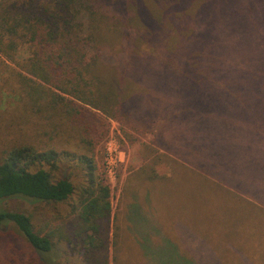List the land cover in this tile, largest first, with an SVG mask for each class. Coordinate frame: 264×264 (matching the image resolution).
Instances as JSON below:
<instances>
[{"label":"trees","instance_id":"obj_1","mask_svg":"<svg viewBox=\"0 0 264 264\" xmlns=\"http://www.w3.org/2000/svg\"><path fill=\"white\" fill-rule=\"evenodd\" d=\"M24 48L29 57L21 60ZM7 62L22 72L13 97L26 104L33 130L41 136L37 124L57 117L77 132L79 142L71 153L21 141L1 155L0 229L16 228L39 264H58L52 251L70 236L62 228L46 231L32 216L1 203L21 198L55 204L77 197L73 237L85 249L83 262L108 264L98 258L106 248L98 222L111 216L110 185L98 174L94 153L79 150L107 140L111 121L152 134L159 149L264 207L258 182L245 188L224 170L217 167L220 175H212L186 157L194 152L186 150L183 125L192 124V134L210 140L206 146L230 151L223 155L233 159L220 163L222 168L238 171L248 157L256 181L264 177V127L255 110L249 111L252 104H264V0H0V65ZM235 98L247 102L248 118L232 105ZM167 134L171 139L163 140ZM59 157L76 159L87 177L82 187L58 179ZM134 213L140 216L138 209ZM147 228L142 221L140 235L134 224L149 262L203 264L199 246L187 249L161 225L155 229L166 238L148 243ZM240 248L232 249L237 260L256 264V255Z\"/></svg>","mask_w":264,"mask_h":264},{"label":"rangeland","instance_id":"obj_2","mask_svg":"<svg viewBox=\"0 0 264 264\" xmlns=\"http://www.w3.org/2000/svg\"><path fill=\"white\" fill-rule=\"evenodd\" d=\"M118 45L114 43V47ZM28 57L26 48L18 53L21 60ZM102 71L104 77L108 76L107 68H101ZM18 73L22 72L13 63L0 65V160L3 151L21 141L43 143L47 148H54L59 152L74 153L78 150L77 132L59 118L54 117L48 124L38 123L37 127L42 126L41 136L33 130L34 120L26 104L13 97L14 90L16 94L19 92ZM232 103L241 115L248 118L243 109L247 102L235 98ZM251 110H255V118L261 120L264 127V104H252L249 111ZM183 125L189 147L186 150L194 152L186 157H191L198 167L212 175H220L218 167L232 176L229 179L231 182L245 188L255 187L257 182L264 186V177L260 181L254 178L255 173L250 169L252 161L248 157H243V165L238 171L222 168L220 163L225 166L233 159L223 155V152L230 151L206 146L204 143L209 145L210 140H202L199 132H196L198 135L192 134V124ZM45 128L49 131L46 135L43 134ZM171 128H174L173 124ZM170 137L167 134L163 140H170ZM109 139L113 141L111 148L118 150L117 156L123 161L113 159L115 174L112 176L108 173L107 164L106 143ZM155 142L156 139L150 133L141 135L126 125L111 121L107 140H102L95 146H80L84 151L79 152L90 149L94 153L97 172L105 178L111 189V216L98 222L102 231L100 236L106 243V248L98 252V258L108 260V264H140V260L145 264H153L144 257L148 251L140 248V239L134 232V224L137 230L143 221L148 225L147 236H144L149 238L148 243L151 240L162 243L166 238L161 231L155 229L156 225H161L166 234L173 240H182L187 249L191 248L192 251L199 246L200 253L204 255L203 261L201 260L203 264L204 259H210V264H242L232 250L235 245L253 252L256 264H264V207L261 208L248 197L235 193L219 180L200 174L202 172L196 167L159 149ZM59 159L60 168L56 173L58 179L70 178L77 188L82 187L87 177L76 159ZM262 173L264 175V170ZM75 203L77 197L55 204L16 198L1 203V206L32 216L35 223L43 225L42 228L46 227V231L59 233L56 229L62 228L64 234L70 236V240L56 242L51 259L58 264H84L85 249L73 237L77 225V215L73 214ZM135 209L139 210L140 216L135 215ZM127 214L134 221L130 222L129 217L125 218ZM142 216L146 220H141ZM137 233L140 234V231ZM242 248L239 250L242 251ZM38 261L39 258L16 228L8 226L0 229V264H39Z\"/></svg>","mask_w":264,"mask_h":264},{"label":"built area","instance_id":"obj_3","mask_svg":"<svg viewBox=\"0 0 264 264\" xmlns=\"http://www.w3.org/2000/svg\"><path fill=\"white\" fill-rule=\"evenodd\" d=\"M112 139H109L106 143L107 146V164H108V173L110 176H112L113 174H115V162L113 161V159H115L116 161L119 160L120 162H123L121 160L120 157H118L117 155H119L118 150L117 149H112Z\"/></svg>","mask_w":264,"mask_h":264}]
</instances>
